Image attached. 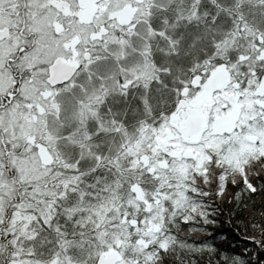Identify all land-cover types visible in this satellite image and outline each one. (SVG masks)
Here are the masks:
<instances>
[{"label":"snow or ice","instance_id":"1","mask_svg":"<svg viewBox=\"0 0 264 264\" xmlns=\"http://www.w3.org/2000/svg\"><path fill=\"white\" fill-rule=\"evenodd\" d=\"M0 264H264V0H0Z\"/></svg>","mask_w":264,"mask_h":264},{"label":"trees","instance_id":"2","mask_svg":"<svg viewBox=\"0 0 264 264\" xmlns=\"http://www.w3.org/2000/svg\"><path fill=\"white\" fill-rule=\"evenodd\" d=\"M243 244V241H241V245Z\"/></svg>","mask_w":264,"mask_h":264}]
</instances>
